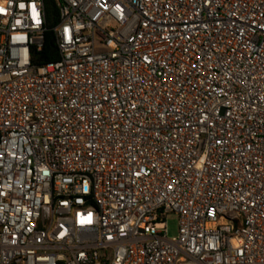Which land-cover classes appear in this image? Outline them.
Returning a JSON list of instances; mask_svg holds the SVG:
<instances>
[{"label":"built area","instance_id":"1","mask_svg":"<svg viewBox=\"0 0 264 264\" xmlns=\"http://www.w3.org/2000/svg\"><path fill=\"white\" fill-rule=\"evenodd\" d=\"M55 1L35 67L0 0V264H264V0Z\"/></svg>","mask_w":264,"mask_h":264},{"label":"trees","instance_id":"2","mask_svg":"<svg viewBox=\"0 0 264 264\" xmlns=\"http://www.w3.org/2000/svg\"><path fill=\"white\" fill-rule=\"evenodd\" d=\"M47 32L45 43L41 50L35 49L32 52V63L35 67L46 66L60 60V52L57 44L54 28L59 24V8L55 0H45Z\"/></svg>","mask_w":264,"mask_h":264},{"label":"rangeland","instance_id":"3","mask_svg":"<svg viewBox=\"0 0 264 264\" xmlns=\"http://www.w3.org/2000/svg\"><path fill=\"white\" fill-rule=\"evenodd\" d=\"M168 231L169 237L174 238L178 235V219L175 216H172L168 219Z\"/></svg>","mask_w":264,"mask_h":264}]
</instances>
